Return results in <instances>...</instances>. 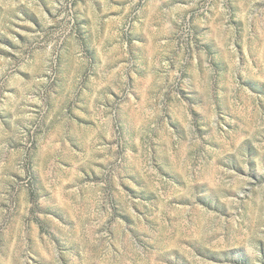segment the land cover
Wrapping results in <instances>:
<instances>
[{
	"label": "rangeland",
	"instance_id": "obj_1",
	"mask_svg": "<svg viewBox=\"0 0 264 264\" xmlns=\"http://www.w3.org/2000/svg\"><path fill=\"white\" fill-rule=\"evenodd\" d=\"M0 264H264V0H0Z\"/></svg>",
	"mask_w": 264,
	"mask_h": 264
}]
</instances>
